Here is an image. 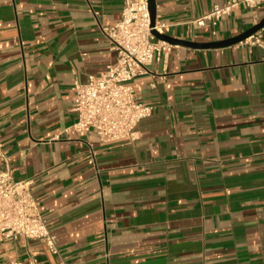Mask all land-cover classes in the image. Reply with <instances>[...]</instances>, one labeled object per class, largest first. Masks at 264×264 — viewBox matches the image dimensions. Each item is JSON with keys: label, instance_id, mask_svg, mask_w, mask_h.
<instances>
[{"label": "crops", "instance_id": "0c3cea01", "mask_svg": "<svg viewBox=\"0 0 264 264\" xmlns=\"http://www.w3.org/2000/svg\"><path fill=\"white\" fill-rule=\"evenodd\" d=\"M126 1L0 0V150L60 251L4 241L0 264H264L263 48L174 46L132 82L154 109L135 141L66 132L75 81L116 63L102 27ZM228 1L156 0V22L182 41L231 39L256 25L245 5L215 37L195 25Z\"/></svg>", "mask_w": 264, "mask_h": 264}, {"label": "built area", "instance_id": "2783aa9c", "mask_svg": "<svg viewBox=\"0 0 264 264\" xmlns=\"http://www.w3.org/2000/svg\"><path fill=\"white\" fill-rule=\"evenodd\" d=\"M245 5L254 11V23L261 18L259 11L264 0H229L215 6L211 12L198 19L199 28L212 29V35L222 19L233 10ZM96 18L98 14H95ZM156 30L168 35L170 29L156 22L151 27L148 0H127L121 20L113 27H102L112 51L116 52L114 65L98 76L90 75L86 83L75 81L72 94V110L78 120L67 129L77 133L93 134L105 141L136 140L138 124L153 115L154 109L139 102L132 82L140 77L153 75L150 67L154 63H167L174 46L158 40ZM239 45H257L264 49V41L256 35ZM20 239L37 240L44 243L50 253L59 255L56 238L47 226L35 199L30 181H15L10 159L0 150V243ZM10 264H25L13 259ZM26 264H40L30 258Z\"/></svg>", "mask_w": 264, "mask_h": 264}, {"label": "water", "instance_id": "95a60500", "mask_svg": "<svg viewBox=\"0 0 264 264\" xmlns=\"http://www.w3.org/2000/svg\"><path fill=\"white\" fill-rule=\"evenodd\" d=\"M148 5H149V12L151 17V27L155 28L156 18H157L156 0H148ZM263 29H264V18L257 25L253 26L251 29L242 33L239 36L223 41H215V42L203 43V44L174 39L169 35H162L156 30H153L152 33L158 40L166 42L171 46H181L185 48L198 49V50H212V49H223V48L239 45L241 42H244L246 39L258 34Z\"/></svg>", "mask_w": 264, "mask_h": 264}]
</instances>
